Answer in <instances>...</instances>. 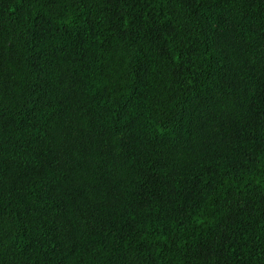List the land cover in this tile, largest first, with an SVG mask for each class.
Instances as JSON below:
<instances>
[{"label": "trees", "instance_id": "trees-1", "mask_svg": "<svg viewBox=\"0 0 264 264\" xmlns=\"http://www.w3.org/2000/svg\"><path fill=\"white\" fill-rule=\"evenodd\" d=\"M0 264H264V0H0Z\"/></svg>", "mask_w": 264, "mask_h": 264}]
</instances>
